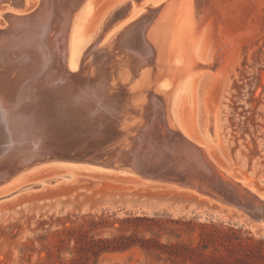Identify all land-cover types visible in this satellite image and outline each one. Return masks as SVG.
<instances>
[{
  "label": "bare ground",
  "instance_id": "6f19581e",
  "mask_svg": "<svg viewBox=\"0 0 264 264\" xmlns=\"http://www.w3.org/2000/svg\"><path fill=\"white\" fill-rule=\"evenodd\" d=\"M12 1L22 13L11 7L13 11L6 16L9 27L0 30V184L38 163L65 164L63 158L34 160L42 155L45 140L60 138L61 121L74 130L62 137L70 144L107 150L109 161L71 160L98 167L92 170L132 169L153 179L155 165L150 157L156 150L161 157L182 149L180 154L188 160L194 158L199 169L221 176L226 173L202 145L187 136L178 115L190 82L203 69H218L202 57L211 9L218 8L217 0H162L156 5L145 4L146 0H119L89 31L93 0H36L31 6L28 0ZM32 7L36 8L29 13ZM138 7L144 10L132 14ZM131 14L123 30L111 41L110 37L104 41L119 21ZM84 40L90 43L79 61L77 54ZM77 67L81 72H75ZM165 81L172 86L168 88ZM35 90L40 96L45 92L44 100L49 102L38 105ZM159 144L161 147H156ZM116 158L119 168L110 164ZM162 162L169 166L165 159ZM164 166L160 163L156 168L158 179L199 184L165 175ZM70 172L29 182L0 200L71 179ZM256 195L264 205L263 197Z\"/></svg>",
  "mask_w": 264,
  "mask_h": 264
},
{
  "label": "rangeland",
  "instance_id": "374dc122",
  "mask_svg": "<svg viewBox=\"0 0 264 264\" xmlns=\"http://www.w3.org/2000/svg\"><path fill=\"white\" fill-rule=\"evenodd\" d=\"M6 1L2 2L3 6L0 4V22L3 21L0 30L8 29L6 16L12 8L22 13L21 8L10 4L12 0ZM28 1L31 6L36 0ZM93 1L88 31L103 12L119 0ZM161 1L144 3L156 5ZM215 3L219 6H215L217 10L211 9L213 17L208 22L202 57L207 65H217L218 69H203L190 82L178 106L179 121L187 136L202 145L221 170L248 178L264 199V0H217ZM141 10L144 8L138 7L132 14ZM132 14L119 21L104 41L109 37L111 41L119 34ZM89 43L84 40L77 54L79 61ZM90 51L84 54L85 58ZM75 70L81 71L79 67ZM164 84L168 88L172 86L170 81ZM153 158L151 156L150 160ZM63 161L62 165L58 161L38 163L0 184L2 196L29 182L62 175L69 170L73 176L0 200V264H68L74 244L73 241L60 242L66 238L62 236L63 231L86 229L84 221L90 217L103 221V226L92 232L95 237L135 235L138 239H153L162 246L194 247L199 233L209 230L202 229V225L232 226L238 237L252 238V257L246 263L264 264V246L259 250L258 245V241L264 242V234L213 218L214 204H208L205 198L166 182L142 181L128 171L103 168L96 171L92 168L98 167L91 166L92 163ZM70 162L73 165L66 164ZM137 217L145 220L137 224L134 220ZM209 251L212 249L205 253ZM200 260L168 258L167 254L146 253L135 247L102 254L96 260L91 258L87 264H207L203 258Z\"/></svg>",
  "mask_w": 264,
  "mask_h": 264
},
{
  "label": "water",
  "instance_id": "95a60500",
  "mask_svg": "<svg viewBox=\"0 0 264 264\" xmlns=\"http://www.w3.org/2000/svg\"><path fill=\"white\" fill-rule=\"evenodd\" d=\"M63 84L64 83L61 85ZM35 91L37 92V90ZM44 91L48 92V89H44ZM1 92L2 89L0 88V94ZM44 93H41L40 96V94L37 92V95H39V97L36 98L38 105L49 102L44 100ZM60 124H63V126H60V138H53L52 141L51 139L45 140L42 147V155H38L34 160L44 161L46 159L53 160L63 158L66 160L87 159L91 161H109L107 159L108 156L106 155V149H96L97 147L95 148L88 144L83 147H75L73 142H71V144L69 143V139L64 140L62 137L67 135V133L68 135H72L71 132H74V130L71 128V126L64 125L63 121H61ZM156 147L160 148L161 145H156ZM156 151L158 153H155V159H152V161H154L153 165H155L153 168L155 172L152 173L154 176L153 179H146L144 174H138L132 169V172H130L133 175H136L142 181L148 180L166 182L177 188L193 192L198 197L205 198L208 204H214V206L211 208V216L213 218L228 220L230 224L247 227L253 230L256 234L263 236L264 205L256 195L259 191L255 189L248 178L243 176H235L233 173H221L225 178L224 179L219 173H210L205 172L203 169H199L194 158L189 160L185 159V156L180 154L182 153L181 151L178 152L174 150L175 153L162 155L161 157L158 155L160 150ZM162 151H164V148ZM176 154H178V156ZM164 159L167 163H169V166H164L165 164L162 162ZM119 161L120 160L116 158L115 160H111L110 164L116 168H119L121 164ZM160 163H162V166H164L163 168H165V175L179 177V179L182 177L186 179H192L199 184H185L181 181H177L178 179L173 178L168 181L158 179L157 176L160 174H157L159 172L156 171V168L157 166L160 167ZM14 169L15 166L13 168H9L8 171L11 173L14 171ZM182 169L186 172L182 171L183 173H175L176 171H180ZM203 184L209 186L210 189L207 187L205 188ZM259 193L262 194L261 192ZM201 213H204V211Z\"/></svg>",
  "mask_w": 264,
  "mask_h": 264
},
{
  "label": "trees",
  "instance_id": "16d2710c",
  "mask_svg": "<svg viewBox=\"0 0 264 264\" xmlns=\"http://www.w3.org/2000/svg\"><path fill=\"white\" fill-rule=\"evenodd\" d=\"M137 224L143 222L144 218H134ZM101 219L95 220L90 217L84 221L86 229L79 228L74 232L72 229H65L62 236L66 237L60 242L73 241L74 249L68 264H87L93 258L96 260L105 253L124 252L135 247H139L146 253L167 254L168 258H180L193 262L201 261L207 264H249L246 260L251 259L250 247L252 238L244 235L238 237L232 226H222L221 224L210 226L202 225V229H209L208 232L199 233L196 246L160 245L153 239H138L135 235L126 236L119 234L112 238L95 237V232L103 225ZM121 230H124L123 228ZM259 250L264 246L263 241H258ZM61 246L58 247V251ZM209 251L205 253V251ZM261 257V255H258ZM95 263V262H94ZM64 264V263H60Z\"/></svg>",
  "mask_w": 264,
  "mask_h": 264
}]
</instances>
